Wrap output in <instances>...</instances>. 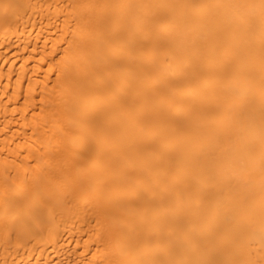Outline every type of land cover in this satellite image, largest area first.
<instances>
[{
	"label": "bare ground",
	"instance_id": "bare-ground-1",
	"mask_svg": "<svg viewBox=\"0 0 264 264\" xmlns=\"http://www.w3.org/2000/svg\"><path fill=\"white\" fill-rule=\"evenodd\" d=\"M0 264H264V0H0Z\"/></svg>",
	"mask_w": 264,
	"mask_h": 264
}]
</instances>
